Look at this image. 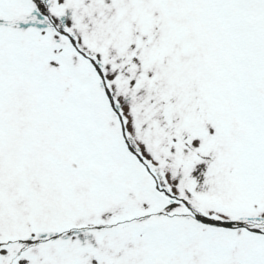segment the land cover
Masks as SVG:
<instances>
[{"label": "snow or ice", "instance_id": "6c2138e0", "mask_svg": "<svg viewBox=\"0 0 264 264\" xmlns=\"http://www.w3.org/2000/svg\"><path fill=\"white\" fill-rule=\"evenodd\" d=\"M0 264H264V0H0Z\"/></svg>", "mask_w": 264, "mask_h": 264}]
</instances>
